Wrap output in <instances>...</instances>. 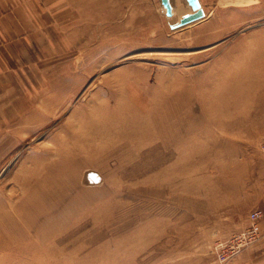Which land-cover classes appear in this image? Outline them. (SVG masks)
<instances>
[{
    "label": "rangeland",
    "instance_id": "obj_1",
    "mask_svg": "<svg viewBox=\"0 0 264 264\" xmlns=\"http://www.w3.org/2000/svg\"><path fill=\"white\" fill-rule=\"evenodd\" d=\"M50 1L71 24L0 96V264H264L263 230L226 262L214 248L263 202L264 0H200L179 27L187 0ZM121 98L145 128L128 143L104 118Z\"/></svg>",
    "mask_w": 264,
    "mask_h": 264
},
{
    "label": "crops",
    "instance_id": "obj_2",
    "mask_svg": "<svg viewBox=\"0 0 264 264\" xmlns=\"http://www.w3.org/2000/svg\"><path fill=\"white\" fill-rule=\"evenodd\" d=\"M200 2L198 0L199 4ZM58 6L56 3L55 5L51 3L50 0H0V96L3 95L2 91L9 86L8 79L13 78V76H9V73L11 74L16 70L14 65L21 58L24 63L27 61L25 57L30 59L33 46H48L46 43L53 39L54 33L61 28L57 25L59 26L58 21L62 19V16L65 25L71 24L70 15L68 13L62 15ZM200 6L205 11V7L201 4ZM67 8L70 9V6L67 5ZM67 8L65 7L63 12ZM193 11L194 9L187 13ZM50 33L53 36L51 39ZM255 60L254 63L261 64V68L264 69V57H257ZM248 63H253V61ZM10 87L15 88L16 84L12 83ZM261 100L264 114V97ZM1 110L2 108H0V112ZM263 120L264 117L261 121ZM260 208L263 211V216L259 219V224L264 234V196ZM248 252L252 253L254 259L260 262L264 261V235L262 240L250 248Z\"/></svg>",
    "mask_w": 264,
    "mask_h": 264
},
{
    "label": "bare ground",
    "instance_id": "obj_3",
    "mask_svg": "<svg viewBox=\"0 0 264 264\" xmlns=\"http://www.w3.org/2000/svg\"><path fill=\"white\" fill-rule=\"evenodd\" d=\"M180 17H181V15H180ZM255 58H257V57H255ZM134 101H135V99H134ZM123 102H124V100L122 98L119 99L117 101V107L111 111H108L106 113V115L103 114L102 116L105 115L104 118L106 119V123L110 125L108 127L115 125V126H122L124 128L123 131H121L118 136L120 137L121 141H126L128 143V142H132L134 140H137L138 135L141 134V132L145 131V128L143 127L144 125L142 127L138 126L139 121L137 122V120H138L137 115L135 116V113H133V114L128 113L129 107H124ZM160 108H162V107H160ZM172 108H173V106L169 105V106H165L164 108L158 110V111H161L160 117L157 116L156 119L158 122L161 123V124H159L160 126H163V124H169L170 123V124H176L177 127L175 129H171V130H168L166 128L161 127L162 129L159 131L158 134L161 136V138H163V135H167V137L170 135L169 137L177 140L180 137V125L184 121V119H183V116H181L180 114H178L177 116L176 115L174 116L171 113V111L173 112ZM154 110H155V108H154ZM91 124L93 126H95L96 123L94 122V124L93 123H91ZM101 132H106V131H104V129H102ZM42 177L43 178H41V180H39V178L35 180V184H36L35 186H36V188H39L38 189V191H39L38 195L44 197V196H46V194L49 193L47 191V187H45L44 185L47 184V186H48L50 184H53V178H50L48 176V171L45 172ZM54 181H55V179H54ZM65 185L70 186L69 183L65 184ZM59 198L62 199L61 196ZM59 198L57 200L60 201ZM56 203L57 202H53L48 207V209H50V208L51 209L50 210L47 209V211L45 212V215L50 214L55 209L54 204H56ZM48 216H50V215H48Z\"/></svg>",
    "mask_w": 264,
    "mask_h": 264
},
{
    "label": "built area",
    "instance_id": "obj_4",
    "mask_svg": "<svg viewBox=\"0 0 264 264\" xmlns=\"http://www.w3.org/2000/svg\"><path fill=\"white\" fill-rule=\"evenodd\" d=\"M261 151L264 158V140L261 142ZM262 214L261 209L251 211L250 224L246 229L236 233L229 240L218 241L216 243L214 248L220 262H226L243 248L258 240L261 232L258 221Z\"/></svg>",
    "mask_w": 264,
    "mask_h": 264
},
{
    "label": "water",
    "instance_id": "obj_5",
    "mask_svg": "<svg viewBox=\"0 0 264 264\" xmlns=\"http://www.w3.org/2000/svg\"><path fill=\"white\" fill-rule=\"evenodd\" d=\"M160 1L163 7L165 8L166 15H169V16L172 15L173 11H172L171 0H160ZM188 2L192 5V7L194 8V11L191 13H186L182 15L179 21L175 24H172L171 26L179 27L186 23L199 19L205 15V11L203 7L199 5L198 0H188Z\"/></svg>",
    "mask_w": 264,
    "mask_h": 264
}]
</instances>
